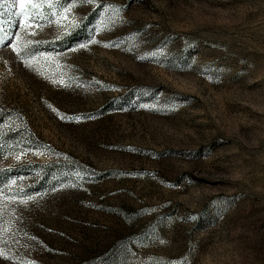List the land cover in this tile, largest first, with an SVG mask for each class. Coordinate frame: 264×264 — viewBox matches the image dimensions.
Wrapping results in <instances>:
<instances>
[{
    "label": "rangeland",
    "instance_id": "374dc122",
    "mask_svg": "<svg viewBox=\"0 0 264 264\" xmlns=\"http://www.w3.org/2000/svg\"><path fill=\"white\" fill-rule=\"evenodd\" d=\"M19 11L3 0L0 264H264V0Z\"/></svg>",
    "mask_w": 264,
    "mask_h": 264
},
{
    "label": "snow or ice",
    "instance_id": "6c2138e0",
    "mask_svg": "<svg viewBox=\"0 0 264 264\" xmlns=\"http://www.w3.org/2000/svg\"><path fill=\"white\" fill-rule=\"evenodd\" d=\"M83 2L91 3L92 0H83ZM12 4L13 7H16L17 5L19 6V15L23 18L26 24L31 25L33 16L36 15L39 10L45 6L52 7L54 4V0H12ZM0 7H3V0H0ZM65 11H68L67 8L65 9Z\"/></svg>",
    "mask_w": 264,
    "mask_h": 264
},
{
    "label": "trees",
    "instance_id": "16d2710c",
    "mask_svg": "<svg viewBox=\"0 0 264 264\" xmlns=\"http://www.w3.org/2000/svg\"><path fill=\"white\" fill-rule=\"evenodd\" d=\"M4 115H5L4 112H0V119H2ZM0 182H1V181H0Z\"/></svg>",
    "mask_w": 264,
    "mask_h": 264
}]
</instances>
